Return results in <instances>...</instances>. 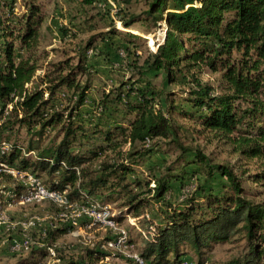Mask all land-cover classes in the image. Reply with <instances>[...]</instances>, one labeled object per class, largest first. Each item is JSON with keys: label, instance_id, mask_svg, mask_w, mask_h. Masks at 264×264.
<instances>
[{"label": "trees", "instance_id": "trees-1", "mask_svg": "<svg viewBox=\"0 0 264 264\" xmlns=\"http://www.w3.org/2000/svg\"><path fill=\"white\" fill-rule=\"evenodd\" d=\"M48 1L0 0V169L18 173L0 172V212L19 200L24 176L31 174L49 189L67 190L72 203L117 205L139 229L135 247L144 264H187L191 256L208 264L213 246L233 242L243 246L225 264H264V201L245 187L264 190V0H144L141 15L120 22L125 29L163 22L160 43L142 67L128 65L137 79L132 75L108 89L95 84L91 59L103 51L91 45L94 38L75 58L47 62L43 70L37 55ZM74 1L80 10L100 3ZM55 16L54 10L50 22ZM107 35L138 53L137 36L115 28ZM205 69L220 75V88L201 79ZM149 73L163 76L160 89L149 81L142 85ZM177 117L232 144L239 159L260 160L261 171L213 163L185 144L188 129ZM163 149L174 157L166 168L154 163ZM148 161V170H139ZM198 176L199 184L193 182ZM174 184L183 189L177 206L170 202ZM156 201L159 221L150 217ZM74 229L60 225L55 232ZM106 257L88 249L70 264Z\"/></svg>", "mask_w": 264, "mask_h": 264}, {"label": "rangeland", "instance_id": "rangeland-1", "mask_svg": "<svg viewBox=\"0 0 264 264\" xmlns=\"http://www.w3.org/2000/svg\"><path fill=\"white\" fill-rule=\"evenodd\" d=\"M43 1L41 0V2ZM116 1L100 0L98 6L86 10H80L78 2L74 0L71 2L68 0H55V3H52L51 0L48 1L43 8L44 11H47L49 18L43 26L44 39L41 41L37 55L40 58L39 64L43 70L47 62L59 61L67 57L75 58L87 42L94 38L91 45L98 50V53L103 51V57L94 56L91 59L94 68L98 72V76L95 78L96 86L108 89L110 86H117L121 80L132 75H136L135 79H137L138 72L127 67L128 65L129 67H132V65L142 67L148 53L157 50L164 24L163 22L162 24L159 23L155 28L151 23L136 22L131 29H125L120 19L129 20L132 16L141 15L146 10V6L144 0H119L117 3ZM21 6V2H18L17 13L22 10ZM57 6L58 9H55ZM119 8L121 10L118 12ZM54 10L56 14L55 23L50 22V16ZM60 19H63V21H60ZM160 24L162 27H160ZM47 25L50 26V29L45 30ZM60 28H66L70 32L64 36L60 32ZM114 28L115 32L118 31L123 35L130 33L137 36L136 41L139 47L137 54L134 53L136 51L133 48L127 50V43L121 37L109 38L107 33ZM93 53L90 51L89 55L92 56ZM41 71L38 73L41 74ZM200 77L216 88H220L223 84L219 74L211 73L207 69L200 73ZM142 78V85L149 81L157 89L162 87L163 76L161 75L155 76V74L149 73ZM177 120L188 129V137L183 139L185 144L201 150L213 163L235 165L236 170L239 172L257 173L261 171L262 163L260 160L239 159L240 155L235 153L232 144L226 143L224 139L216 138L212 132L202 130L197 123L181 117H177ZM190 157H193V154ZM173 158L163 149L156 156L154 163L161 168H166L170 166ZM149 165V161L144 162L139 170L146 171ZM42 180L48 185L49 182L46 177ZM200 181H203V176L193 178L195 183L199 184ZM17 182L21 183V180L19 179ZM245 187L248 190L252 188L251 190H253L257 201H264V190L259 185L246 184ZM182 197L183 189L179 184H174V193L170 199L171 204L177 206L178 203L182 202ZM161 207L157 201L154 202L150 210L152 212L150 217L159 221ZM109 208L113 215L120 217L121 222H118V224L126 230L129 243L133 242L134 244L130 243L131 247L126 246L120 250H108L106 252L107 257L104 260L90 263L130 264L128 260H132L131 255L137 254L139 256L135 247L138 248L139 244L136 234L139 229L135 227L134 220L128 218L126 214H120L117 205H111ZM75 213H78L75 208L66 209L50 201L41 203L16 202L7 206L3 214L0 215V264H18L19 262L30 264L34 260L35 264L80 262L81 257H86L88 249H100L105 242L113 238V232L110 230L100 225L89 227V221L84 216H77L78 214L74 217ZM62 215H67L69 218H64ZM72 220H76L77 225H72ZM60 225H72L75 229L69 234L60 235L55 232ZM49 232L51 237L47 238ZM24 237L30 238L34 244L19 253L13 252L11 247L15 242L20 243ZM242 246L243 243L240 242L215 245L208 251L206 261L208 264H225L240 253ZM84 263H87V261ZM187 264H196V259L192 256L189 257Z\"/></svg>", "mask_w": 264, "mask_h": 264}, {"label": "built area", "instance_id": "built-area-1", "mask_svg": "<svg viewBox=\"0 0 264 264\" xmlns=\"http://www.w3.org/2000/svg\"><path fill=\"white\" fill-rule=\"evenodd\" d=\"M3 149L8 150L5 144ZM3 171L18 177V173L12 168L3 166L0 172ZM24 177L23 184L25 185V191L20 195L17 202L41 203L43 201H50L66 209L75 208L78 213H75L74 217L76 214H78L77 216H84L89 221V227L100 225L113 232V238L101 246V251L107 252L108 250H120L126 246L131 247L126 230L118 224L116 215H113L109 206H104L96 201H88L86 204L81 202L72 203L68 200L67 190L61 192L59 190L49 189L40 179L31 174H27ZM62 217L69 218L67 215H62ZM71 224L75 226L77 225V221L72 220ZM33 244L34 242L30 238L24 237L20 243L15 242L11 250L19 253L28 249ZM130 257L138 264H144L143 260L137 254H133Z\"/></svg>", "mask_w": 264, "mask_h": 264}, {"label": "crops", "instance_id": "crops-1", "mask_svg": "<svg viewBox=\"0 0 264 264\" xmlns=\"http://www.w3.org/2000/svg\"><path fill=\"white\" fill-rule=\"evenodd\" d=\"M4 211H5V210H4ZM4 211L0 212V215H2Z\"/></svg>", "mask_w": 264, "mask_h": 264}]
</instances>
